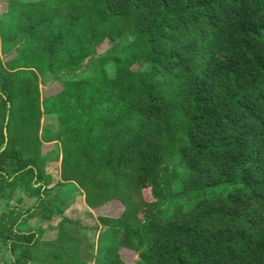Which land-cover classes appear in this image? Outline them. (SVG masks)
Wrapping results in <instances>:
<instances>
[{
	"label": "trees",
	"instance_id": "1",
	"mask_svg": "<svg viewBox=\"0 0 264 264\" xmlns=\"http://www.w3.org/2000/svg\"><path fill=\"white\" fill-rule=\"evenodd\" d=\"M0 1V264L91 261L90 226L43 202L65 182L121 207L95 264H264V0ZM177 192L192 206L164 211Z\"/></svg>",
	"mask_w": 264,
	"mask_h": 264
},
{
	"label": "rangeland",
	"instance_id": "2",
	"mask_svg": "<svg viewBox=\"0 0 264 264\" xmlns=\"http://www.w3.org/2000/svg\"><path fill=\"white\" fill-rule=\"evenodd\" d=\"M3 4L0 1V9H2ZM111 48V42L106 41L104 44L99 46L98 51L99 53H103L106 50ZM63 86L58 81L49 80L46 76L40 77V95L41 99H47L48 97L57 94L62 90ZM58 126V122L56 117L54 116H48L44 115L41 119V130L39 133V137H42L45 134L46 130H55ZM53 144V143H52ZM49 143H46V150L49 149L52 145ZM55 146V144H53ZM48 151V150H47ZM55 154L51 160L47 162V167L49 169V172L51 173L53 179L55 182L60 181V174H61V149L60 145L56 144L55 146ZM40 184H35V188H39ZM174 191H178L181 189V186L178 185V183L174 184L173 186ZM222 190V187L220 188H212L208 191L210 192H217ZM22 192L17 191L14 198L9 201L11 205H15L16 201L19 197H21ZM194 194L192 193H184V192H177V194L173 197H171L163 206L164 211L166 212H172V211H179V210H185L192 206L193 200L192 196ZM35 199L30 200V204L27 202L26 205L31 206V204L34 202ZM43 202L46 207H58L61 210V214H64L65 216H68L70 218L76 219L80 221L82 225L90 226L91 230L85 232V239L87 245L93 244L94 250H92V254H86V256H90L91 261H89L87 264H95L96 258L98 256L102 255L104 251H108L107 245L110 244L111 240L109 237L104 235V227H99L97 231H93V228L91 226L95 225V223L98 222L97 218L100 215H112V216H118L121 211V207L117 206V204H110L107 205L104 208L92 210L90 209L86 203H85V195L82 189L75 183L72 182H65L63 184H60L59 186H56L53 189H49L45 196L43 197ZM24 207V204H23ZM9 208L6 205L5 200H0V213L3 211H8ZM60 213H54V215L51 216V222L53 224H56L60 218ZM40 222L38 218L32 219L28 222V224H22V227L24 228H30L34 229L36 225ZM43 223V222H42ZM55 235V233L46 232L45 237L51 238ZM0 255H3L6 259H10L11 256L9 252L5 248H0ZM87 256V257H88ZM123 259L130 263L134 260L135 256L132 252L129 251H123L122 252Z\"/></svg>",
	"mask_w": 264,
	"mask_h": 264
}]
</instances>
